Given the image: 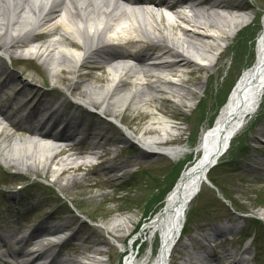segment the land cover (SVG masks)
Here are the masks:
<instances>
[{"label":"bare ground","instance_id":"bare-ground-1","mask_svg":"<svg viewBox=\"0 0 264 264\" xmlns=\"http://www.w3.org/2000/svg\"><path fill=\"white\" fill-rule=\"evenodd\" d=\"M155 5L172 11L175 21L166 18L158 9L149 8ZM182 8L191 15L181 11ZM243 9L242 6L219 0H178L172 5L154 0H0L2 55L13 60L26 49L28 54L41 61L44 79L49 77L53 84L64 87L67 94L76 95L87 106L103 110L104 115L119 119L129 128L135 125L139 127L148 117L151 118L152 123L147 129L139 130L137 127L134 130L135 137L123 134L121 137L125 142L135 139L145 144L147 153L162 154L176 161L183 162L197 156L160 210L140 230L152 249L161 242L157 256L153 257L152 251L142 257L135 256L132 243L126 245L127 236L134 234L136 226L132 217L114 218L106 226L109 236L121 239L124 251L130 253L133 250L126 264H167L168 256L177 247L186 224L188 208L184 210L189 195L198 188L202 190L206 170L211 164L219 163L229 152L227 146H232L260 110L264 99V31L259 35L257 63L245 73L213 127L210 124L203 126L199 138L194 141V133L185 138L178 126L171 127L167 121L179 119L180 109L197 98L196 90L206 92L217 82L235 37L253 21L254 14L242 12ZM34 19L38 21L39 28L47 26L52 38L37 46L30 45L32 41L22 36ZM178 22L203 32L183 29ZM229 35L232 42L227 44V50L214 65L203 68L194 64V58L211 57ZM253 36L250 34L248 38L252 40ZM242 54L243 51L240 56ZM254 55L251 49L249 57ZM169 58L176 60L166 62ZM241 67L243 65H239L238 70ZM4 70L5 67L0 66V77ZM169 77L177 79L178 83L170 81ZM21 81L23 78L18 74L3 81V85L13 93L14 102L9 108H15V117L20 118L19 123L14 124L4 111L5 106H0V159L9 168L34 171L36 175H40L39 164L45 163L42 170L47 177L52 173L49 162L53 157L56 159L71 152L62 163L63 169L56 176L54 186L61 187L65 193L80 185L93 188L95 185L87 179L77 178L76 175L85 167L78 163L77 157L84 150L95 153L105 149L89 134L97 124L90 127L83 143H75V136L53 135L44 131L43 126L50 123L53 127L66 123L72 124L74 133L80 135L83 133L78 131L84 122H70L64 113L53 110L45 103L49 96L47 91L31 84H25L23 90H15L13 86ZM231 82L232 79L227 80L228 84ZM168 104L176 111L170 116L166 109ZM144 108H153L162 117H156L151 111L134 118L125 115L129 110ZM24 110H29L25 117L21 115ZM217 111L214 110L209 119ZM45 112L49 113V118L42 124L38 117ZM33 122L42 126L32 127ZM175 130L181 133L172 136ZM21 132L28 134V137H22ZM261 133L264 136V132ZM148 135L170 138L158 143V140L146 139ZM61 142L67 143L62 150L58 146ZM102 162H108L107 156ZM115 170L113 167L110 172ZM65 176L71 178L62 187ZM16 202L18 205L20 200L15 198ZM58 231L60 228L37 229L28 239L12 247H8L11 235L0 236V245L8 247V252L0 255V264H7L5 257H10L12 264H114L121 257L122 252L116 255L113 251L105 250L108 243L101 231L94 232L93 239L83 237L85 242L73 237L66 251L54 254L60 246L44 240ZM225 234L224 230H215L216 238ZM21 244L30 250L25 252ZM105 255L108 256L107 261L99 258ZM206 255L205 264L216 263V254L207 251ZM227 261L233 263V257L229 255Z\"/></svg>","mask_w":264,"mask_h":264},{"label":"rangeland","instance_id":"rangeland-1","mask_svg":"<svg viewBox=\"0 0 264 264\" xmlns=\"http://www.w3.org/2000/svg\"><path fill=\"white\" fill-rule=\"evenodd\" d=\"M219 1L226 4L233 2L242 5L250 10L249 13L254 14L253 19L256 17L258 20L259 17L264 16V0ZM256 22L241 31L236 37L230 50L231 53L224 62L225 67L218 78V82H214L206 92L196 90L197 98L193 101V104L198 105L197 111L193 113L190 110L191 108H182L178 112L179 119L176 121L167 120L170 121L169 124L178 126L179 130L184 132L185 138L192 132L195 141L199 127L212 124L216 115L211 119L209 118L214 110H218L217 114L219 113L222 100L228 92L227 85L229 84L227 80L234 77L233 71L238 68L237 65L235 66V63L237 64L239 61L236 62L237 58L243 55V60H246L247 64L249 52L252 48L245 40L250 34L256 35L263 23V21L257 24ZM228 43H231L230 39L222 44L225 46ZM237 48L245 50L241 56L240 51L237 52ZM233 56L235 57L234 66L232 71L228 72ZM244 61L240 65H243ZM20 63L22 64H20V67L15 64L11 65L10 61L5 59L2 65L7 66V74L16 72L28 82L36 84L41 90H47L44 87H50L53 84L49 77L45 79L42 77L45 73L40 63L38 65L31 62ZM248 63L251 64V61ZM25 69L30 71L25 72ZM226 76L228 78L222 85ZM57 87L59 92L64 93V87L59 85ZM8 96L9 94L6 93V97ZM166 109L169 116L176 113L171 104H168ZM97 111L104 119H111L103 115L102 110L97 109ZM147 111H151L158 118L162 117L154 112L153 108L133 109L127 111L125 115L134 118ZM259 112V116L246 126L239 138L235 139L234 150L229 156L223 157L222 167L213 170L214 174L210 175L217 187L213 189L204 185L202 192L190 206L185 228L188 233L180 239L168 264H205L204 259L207 256V251H212L214 255L216 254V257L218 256L216 263L212 264H235L234 260L233 263L227 261L229 255L234 256L236 260L241 259V257L245 259L249 257L252 264H264V136L261 135V132H264V101ZM83 117L85 118L84 123L89 125L94 123V121L89 120V117ZM97 120L99 121L98 118ZM151 123V118L148 117L141 126L135 125L130 129L123 126L122 130L125 131L126 135L134 136L133 132L137 127L139 130H145ZM180 131H173L172 136L180 134ZM101 133L102 143H106L108 140L111 141L106 148V153L109 154L107 156L108 162L102 164L93 172L81 171L76 175L77 178H85L91 184L96 185L91 189L80 185L65 193L61 187L54 186L56 176L63 169L62 163L68 159L67 155L57 156L56 159L53 157L54 160L52 159L49 162L52 173L47 177L42 170L45 163L39 164L40 175H36L34 171L9 168L0 159V181L5 173L8 172L11 175L4 184L5 187L0 188V197H5L6 191L10 192L15 187L21 186L22 191L19 188L15 190L30 198L28 204L21 208L18 215H15L16 207H12L11 212H6L5 217L3 215V218L9 221L11 225L15 224L13 233L24 229V234L32 233L37 227H42L47 221L54 219L57 225L63 226L71 223V230H73V234H77L78 238L80 230H84L81 234L84 238L92 237V239L95 237L94 232H103L108 243L105 250L113 251V254L117 255L123 251L120 248L122 241L107 235L106 226L114 218L127 216L132 217L135 221L134 231L136 237L128 239V235V240L125 241L126 245H131L133 240L140 236L143 237L140 234L142 224L160 210L164 204L165 196L172 188L169 187L172 181L171 174L173 175V172L177 170L178 176L175 173V178L179 177L194 160L186 165L184 161L170 160L167 157H147L136 146L137 141L125 142L123 138L116 134H108L106 131H101ZM26 136L27 134L22 135V137ZM149 138L163 141L170 137L151 135ZM187 160H190V158ZM82 161L83 155H80L79 162ZM112 167H116L117 170L113 173L108 172L106 176L103 175L104 170L108 171ZM63 178L65 179L62 180L61 184L62 187H65L66 180L71 176ZM1 184L2 182H0V187ZM120 192H122V197L118 198ZM32 196L35 197L34 201ZM234 210L246 212L261 221L252 220L250 226L248 224L243 225L241 221H238L242 220L241 215ZM27 217H29V221L24 224ZM21 222H23L22 225ZM16 223H19L20 226H17ZM255 227L258 228L256 235H254ZM4 228L5 226H2L1 223L0 234H5L6 230ZM240 228L243 229H241V232H239ZM216 229H226L224 230L226 234L217 239L215 238ZM238 235L242 238L241 242H233L239 237ZM146 238L144 236L142 239V256L151 253V250L156 251L158 247V243H156L152 249L151 243ZM68 246L69 244H66L61 251H65ZM139 247L140 245L137 248ZM102 259L106 261L108 256L105 255ZM114 264H116V261H114Z\"/></svg>","mask_w":264,"mask_h":264}]
</instances>
